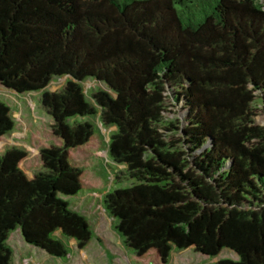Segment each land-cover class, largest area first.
<instances>
[{
	"label": "trees",
	"instance_id": "1",
	"mask_svg": "<svg viewBox=\"0 0 264 264\" xmlns=\"http://www.w3.org/2000/svg\"><path fill=\"white\" fill-rule=\"evenodd\" d=\"M0 84L43 90L54 138L33 175L27 149L0 153V264H16L17 229L58 257L91 241L71 198L87 187L96 120L116 127L109 156L128 185L103 205L133 261L193 247L239 255L211 264H264L263 0H0ZM15 126L0 98V140Z\"/></svg>",
	"mask_w": 264,
	"mask_h": 264
},
{
	"label": "rangeland",
	"instance_id": "2",
	"mask_svg": "<svg viewBox=\"0 0 264 264\" xmlns=\"http://www.w3.org/2000/svg\"><path fill=\"white\" fill-rule=\"evenodd\" d=\"M68 79L69 76L56 77L47 89L57 90L65 85ZM84 85L86 91L91 93L99 84L94 80H88ZM42 92L43 90L16 93L0 84V98L11 106L16 121L15 129L0 140V153L12 146L27 149L28 156L21 165L29 175H33L42 163L41 148L54 140L51 131L53 119L39 102ZM168 109L166 112L168 117H183V110L180 107L171 105ZM96 121L100 130L96 140L99 148L91 154L90 161L85 160L87 187L71 198L72 208L88 217L94 229V236L83 249L77 247L75 240H68V255L58 257L28 243L21 229H17L11 233L8 240L14 249L16 264H138L132 260L131 250L123 243L115 228L114 218L103 205L105 192L128 185L127 182L115 181L117 171L124 165L117 164L109 156V141L116 127H106L99 120ZM258 121L264 123L263 115L258 116ZM221 258L239 259V255L230 248H224L216 257H212L190 247L173 250L168 264H211Z\"/></svg>",
	"mask_w": 264,
	"mask_h": 264
}]
</instances>
